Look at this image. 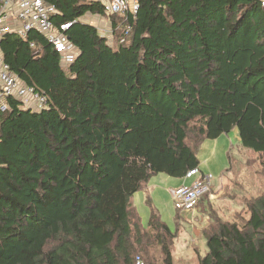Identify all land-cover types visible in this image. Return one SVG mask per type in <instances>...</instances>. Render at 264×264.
Masks as SVG:
<instances>
[{
  "label": "trees",
  "instance_id": "obj_1",
  "mask_svg": "<svg viewBox=\"0 0 264 264\" xmlns=\"http://www.w3.org/2000/svg\"><path fill=\"white\" fill-rule=\"evenodd\" d=\"M46 1L77 55L63 67L34 30L1 37L4 62L47 106L8 99L0 113V264H172L176 232L153 210L144 228L130 200L152 175L184 178L202 142L234 129L264 155V9L138 0L134 20L108 15L110 45L83 21L106 16L100 0ZM248 211L242 224L210 219L196 264H264V194Z\"/></svg>",
  "mask_w": 264,
  "mask_h": 264
},
{
  "label": "rangeland",
  "instance_id": "obj_2",
  "mask_svg": "<svg viewBox=\"0 0 264 264\" xmlns=\"http://www.w3.org/2000/svg\"><path fill=\"white\" fill-rule=\"evenodd\" d=\"M87 20L98 28L100 34L108 37L107 41L110 45H114L113 36L110 34L111 23L108 15L98 17L87 14L84 16L83 21L87 22ZM188 144L191 147L195 146L194 138L189 139ZM195 154L199 162V168L204 173L203 175H211L212 177L210 191L199 202L201 207L200 217L203 220L198 223L199 229L192 227L190 216L184 220H179V226H177V214L186 215V212L176 211L172 197L167 200L164 195V199L158 201L159 208H155V211L171 232L177 231L178 227L179 234L184 235L183 237L180 236L179 239L177 238V242L181 237L184 240L188 239L194 244L197 252L203 256L207 250L206 241L201 231L205 227L204 218H208L207 223L210 222L212 217H218L223 222H237L238 224H242L249 219V204H252L255 199L264 194V155L241 148L238 133L235 129L215 141L205 140L197 148ZM229 157L231 158V170L221 180L222 175L229 167ZM158 176L168 178L166 175ZM137 211L141 224L146 227L150 215L149 206L143 201L142 206H139ZM191 247L193 248V246ZM194 253L190 251L191 259L188 262H183V264H196ZM153 264H160L158 257H155ZM173 264L182 263L181 261H175Z\"/></svg>",
  "mask_w": 264,
  "mask_h": 264
},
{
  "label": "built area",
  "instance_id": "obj_3",
  "mask_svg": "<svg viewBox=\"0 0 264 264\" xmlns=\"http://www.w3.org/2000/svg\"><path fill=\"white\" fill-rule=\"evenodd\" d=\"M264 9V0H258ZM138 0H102L106 15L125 17L130 15L134 20L138 10ZM56 14V8L46 0H0V40L6 33H16L25 39L28 32L34 30L42 35L59 55L60 63L67 67L73 63L77 51L69 43L65 32L71 23L55 26L51 19ZM131 27L127 25L123 30L118 44H123L129 35ZM33 47V44H30ZM17 101L23 109L39 112L47 106L46 96L31 86L24 85L0 54V113L8 108L7 100ZM198 175V170L187 171L186 179ZM212 187L211 175L201 174L191 185L181 186L171 191L175 209L181 212L192 211L198 202ZM134 264H145L139 256L134 257Z\"/></svg>",
  "mask_w": 264,
  "mask_h": 264
},
{
  "label": "crops",
  "instance_id": "obj_4",
  "mask_svg": "<svg viewBox=\"0 0 264 264\" xmlns=\"http://www.w3.org/2000/svg\"><path fill=\"white\" fill-rule=\"evenodd\" d=\"M100 1L102 3V0H100ZM87 22H88V20H87ZM87 22H85V23H87ZM88 24H90V23L88 22ZM90 25H92V24H90ZM92 26H94V25H92ZM197 170H198V175H196L190 179H186L185 177L180 178V179H173V178H170L168 176H167L168 178H166L165 176L164 177L158 176V175H163V174L152 175L150 177V179L141 187V189L132 196V198L130 200L132 207L137 211L139 206H142V202L145 201L147 203V205L149 206L150 211L151 210L155 211V208H157V209L159 208L158 207L159 206L158 201L161 199H164V195L167 197V200H169L170 199L169 197H172L171 196L172 190H174L178 187H181V186H189L201 174H204L200 170L199 165H198ZM224 175H225V173L222 175L221 180L224 177ZM200 209H201V207L199 205L192 211H184V212H186V215H179V219H177V222H176L177 226H179V220H184L186 217L190 216V222L192 223V227L195 229L196 228L199 229L198 223H199V221H203L200 217V211H201ZM207 219L208 218H204V226L205 227L209 223V222L207 223ZM144 228H147V226ZM204 228L203 229L200 228L201 231H203ZM175 232H176V237L173 240L172 247H171L172 264L175 261H181L182 264H183V262L184 263L188 262L192 257L190 255V251H192L193 253L195 251L194 254H195V260L196 261H197L198 257H202L200 255V253L197 252V249L194 247L193 243L188 241V239H186V240L182 239V237L184 235L179 234L178 227H177V231H175ZM180 236H182V237L180 238L179 242H177ZM191 246H193V248Z\"/></svg>",
  "mask_w": 264,
  "mask_h": 264
}]
</instances>
